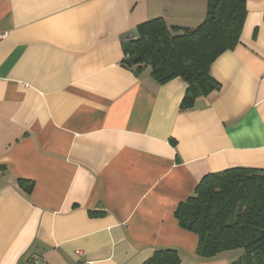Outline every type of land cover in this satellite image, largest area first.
<instances>
[{
	"label": "crops",
	"instance_id": "crops-1",
	"mask_svg": "<svg viewBox=\"0 0 264 264\" xmlns=\"http://www.w3.org/2000/svg\"><path fill=\"white\" fill-rule=\"evenodd\" d=\"M246 6L221 88L182 110L187 83L125 66L123 37L195 28L207 0H0V264L231 262L199 256L176 211L210 173L264 170V0Z\"/></svg>",
	"mask_w": 264,
	"mask_h": 264
},
{
	"label": "trees",
	"instance_id": "trees-1",
	"mask_svg": "<svg viewBox=\"0 0 264 264\" xmlns=\"http://www.w3.org/2000/svg\"><path fill=\"white\" fill-rule=\"evenodd\" d=\"M246 15V0H207L206 17L195 28L171 30L162 17L144 21L137 26L140 37L126 43L123 63L137 73L149 66L159 84L182 78L188 87L181 109H190L197 98L221 88L213 63L238 45ZM33 186L30 182L29 192ZM176 217L198 235L199 256L223 254L232 257L229 264H264V170L231 167L204 176ZM180 263L175 249L158 250L145 262Z\"/></svg>",
	"mask_w": 264,
	"mask_h": 264
},
{
	"label": "water",
	"instance_id": "water-1",
	"mask_svg": "<svg viewBox=\"0 0 264 264\" xmlns=\"http://www.w3.org/2000/svg\"><path fill=\"white\" fill-rule=\"evenodd\" d=\"M140 37L139 31L138 29H133L130 32L127 33V35H125L123 37V40L125 41H131V40H136Z\"/></svg>",
	"mask_w": 264,
	"mask_h": 264
},
{
	"label": "built area",
	"instance_id": "built-area-1",
	"mask_svg": "<svg viewBox=\"0 0 264 264\" xmlns=\"http://www.w3.org/2000/svg\"><path fill=\"white\" fill-rule=\"evenodd\" d=\"M77 253L79 255H84L83 251H77ZM87 262L83 261V260H79L77 261L75 264H86ZM30 264H40V258H34L33 260H31Z\"/></svg>",
	"mask_w": 264,
	"mask_h": 264
}]
</instances>
